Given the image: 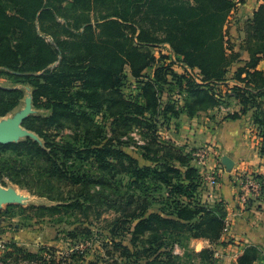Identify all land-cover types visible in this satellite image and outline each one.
<instances>
[{
  "label": "rangeland",
  "instance_id": "obj_1",
  "mask_svg": "<svg viewBox=\"0 0 264 264\" xmlns=\"http://www.w3.org/2000/svg\"><path fill=\"white\" fill-rule=\"evenodd\" d=\"M184 1L191 4L195 3V0ZM233 1L235 8L230 13L225 26V47L228 54H236L238 58L230 67L227 79L215 83H206L200 70L192 69L176 56L166 42L165 26L159 29H157L158 25L161 26L162 24L157 25L156 23L154 27L151 26V21L156 16L147 11L144 4H136L134 0H87L86 3H81L78 0H42L46 8L53 10L58 7L60 11L56 12L52 18L40 21V10L36 18L28 22L34 28L26 22V26L23 28V36L21 35L22 31H20V38L18 39L12 35V32L20 27L21 23L12 19L17 18L14 11H5V17L0 18V61L5 58L11 60L10 51H15L11 44L15 46L20 43L24 46V42L29 41V33L32 32H36L46 44H50L59 50L57 39L64 42V49H62L65 60L61 63L62 56L58 55V59L54 63L38 72L28 71L30 66H25L24 71L19 73L0 66V111L4 112L17 100L15 99L17 95L12 93V90H19L23 93V98L17 106L6 115L0 116V143L20 142L27 138L43 143L35 132L26 128L28 124H36L35 121L31 120L33 116L44 118L50 116L52 112L43 106V99H40L37 105L34 104V90L36 88V98H38L40 93H38L36 85L45 82L40 76L54 73L57 68L64 64L66 77L62 78L61 82L65 81L69 98L72 99L73 97L72 100L75 101L74 111L76 113L70 118L61 119L64 127L60 128L58 134L60 133L66 140L74 137L76 145L83 150L81 155L83 158L88 154L86 151L88 146H108L112 150L113 155L107 159L112 163L111 166L95 164L93 167L90 163V157L86 161L80 160L77 166H82V170L86 172L91 170L95 174L94 181L88 186L92 192L103 193L105 197L108 196L111 202H122L123 205H116V208L103 211L102 217L97 219L92 226H88L79 223L75 215H68L64 209L41 217L32 207L44 205L55 207L58 203L34 195L26 188L16 184L8 182L3 185L0 183V210L3 211L0 213V249L3 248V244L16 243L32 253H40L48 259L56 258L60 264H71L72 259L70 257L74 254L97 264H124L127 260L122 255L121 247L118 246L119 243H122L132 251L140 249L147 252L141 258V264H237L239 258H237L236 252L228 253L224 249L217 250L215 244L210 243L208 246L207 243H201L194 239L189 240L185 234H176L180 236L176 238L168 237L169 231H161L155 223H150L149 226L136 233L135 226L138 220L148 219L150 215L155 213L167 217L166 212L170 208L166 204L168 189L166 186H161L154 174L146 176L143 181H135L130 171L133 168L146 166L154 170L158 168L156 159L161 155L158 152L159 147L162 146L160 143L170 141L181 148L179 153L172 152L173 156H180L181 161L172 158L168 162L179 168L182 174L184 173V165L189 164L196 168L201 177L204 178L206 171L203 169V163L205 160L197 156V153L201 149L210 150V145L195 140L196 136L186 138L182 135L181 123L175 121L180 116L178 118L172 116L165 118L157 112L148 114L146 122L141 121L146 124L143 127L141 122L136 120L128 124L123 122V124H112L114 116L123 111V103L119 104L120 106L117 108L112 107L111 99L114 100V94L110 89V81L102 77H95L94 80H90L93 73L87 71L88 65L85 64V60H82L88 52L86 37L91 36L95 41L104 38L101 35L99 25L110 19L119 20L128 26L135 27L137 31L134 34L129 31L126 32L130 40L127 44L121 43L116 53L123 56L128 50L134 48L149 53L151 66L144 73V78L152 77L155 69L162 66H167L177 76L185 78L184 82L181 81V83L172 80L171 76L167 78L164 96L161 97L163 102L161 106L167 103L172 110L176 111L177 106L180 108L184 103L194 101L186 91V85L189 83L195 85L194 87L197 88L195 90L202 86H205L204 90L213 88L215 90L213 93L217 94L218 100L223 102L222 105L232 111L236 105L235 98L231 97L233 94L231 92L232 87L241 85L234 79L235 72L250 60V53L244 49V42L246 27L253 18L240 25L242 18L238 16L237 9L244 4V0ZM27 8H30V4H27ZM121 15L126 16L127 21L122 20ZM146 17L148 23L144 20ZM89 25L93 26L94 35L90 33V30L85 29ZM146 25L147 28H152L150 33L158 39V43L145 45L137 40L139 31ZM84 31L85 34L82 35ZM6 40L7 44H10V49L5 45ZM238 42L239 45H237ZM105 48L110 50V47ZM243 52L248 54L246 60H242ZM42 54L48 56L50 53L45 49ZM37 59H34L35 62ZM263 59L264 57H262ZM234 68L236 69L235 72L233 71ZM232 72H234L232 77H229ZM119 76L121 84L116 88L117 91L119 89V92H122L124 96L129 99L133 96L132 99L135 100L141 82L133 78L128 65H124ZM53 80H57V78ZM140 81L144 80L141 79ZM227 81L229 82L227 83ZM77 92L80 94L77 95ZM87 98L92 100V103H87ZM227 112L223 111L222 116ZM199 116L211 117L209 113L208 115L201 113ZM255 129L258 131L257 128ZM126 132L129 134L124 135ZM251 132L253 133V131ZM156 136L157 141L150 139ZM258 136L260 137V151L263 141L259 133ZM119 151L124 152L127 156L122 157L118 153ZM117 153L120 156H117ZM212 172H214L212 174L217 173L215 169ZM243 174H239L238 197L242 199L243 195L246 194L248 199L250 188L245 186L242 177L247 175L243 176ZM55 184L61 186L65 192L76 187L71 184L68 185L67 181L58 179H55ZM79 187L82 189L81 192H85V187ZM203 189L202 184L197 193L201 202H204ZM260 193L263 194L262 191ZM9 205L14 207L8 208ZM125 206L126 208L122 209ZM124 216H127L126 220L128 221H124L127 222L126 224L119 222L124 220ZM84 227L90 228V232L86 235L83 233ZM69 233L75 236H70ZM132 241H136L137 247L133 245ZM205 249L212 251V255L202 254L201 252ZM262 256L264 258L263 252ZM170 257L172 261L168 260ZM263 261L264 259L259 264H264ZM82 264H87V262L83 261Z\"/></svg>",
  "mask_w": 264,
  "mask_h": 264
},
{
  "label": "trees",
  "instance_id": "obj_2",
  "mask_svg": "<svg viewBox=\"0 0 264 264\" xmlns=\"http://www.w3.org/2000/svg\"><path fill=\"white\" fill-rule=\"evenodd\" d=\"M78 1L86 3L87 0ZM134 3L144 4L145 9L156 16L151 21V26L154 27L156 23L157 25L162 24L158 25L157 29L165 26L166 42L173 52L189 67L200 70L206 83L223 82L227 79L230 67L238 58L236 54H228L225 47V26L230 13L235 8L233 0H195L194 4L184 0H134ZM27 4H30V8H27ZM6 10L14 11L17 18L12 19L21 23L20 27L12 32V35L17 39L20 38V31L23 36L26 22L34 20L40 10V21L52 18L56 12L60 11L58 7L53 10L46 8L42 0H0V18L5 17ZM120 18L127 21L126 16L121 15ZM144 20L146 23L149 22L147 17ZM29 25L34 28L32 24ZM99 28L104 38H99L100 40L97 42L91 36H87L85 42H87L88 52L82 60H85V64L88 65L87 71H92L94 74L91 77L87 76L90 77V80L102 77L110 81V89L114 94V100L111 99L112 107L117 108L120 106L119 104L123 103V111L114 116L112 124H128L133 120L139 123L146 122L148 114L157 112L165 118L167 116L178 118L181 114L194 117L201 111H208L223 104L218 100L217 94L213 93V88L209 87L210 89L204 90L205 86H202L195 90L197 89L194 87L195 85L188 83L186 91L194 101L186 102L180 108L177 106L176 111L172 110L167 103L161 106L163 104L161 97L164 96L167 78L171 76L172 80L180 83L184 82L185 78L177 76L167 66L158 67L152 77L144 78V73L151 66L149 53L141 52L135 48L128 50L123 56L116 53L121 43L127 44L130 40L126 32L134 34L137 29L116 19L105 21L99 25ZM85 29L90 30L93 35L95 34L92 25L86 26ZM151 30L152 28H147L146 25L139 31L137 40L145 45L158 43V39L150 33ZM85 31L82 35L85 34ZM28 37L29 41L24 42V46L20 43L15 46L11 44L12 48H15V51H10L12 59L1 60L0 66L18 73L24 71L25 66H30L28 71L38 72L54 63L58 59V55L62 56L60 62H64V42L57 39L59 50L46 44L36 32L29 33ZM5 45L10 49L7 40ZM105 47H110V50ZM45 49L50 53L48 56L42 54ZM244 49L250 53V60L235 72L234 79L241 85L234 86L231 90L233 92L231 96L237 100L241 109L240 112L229 114L227 118L236 120L251 112V121L262 137L260 154L264 158V70L258 69L262 57H264V5H261L254 13L252 21L246 27ZM34 59H37L36 62ZM63 65L57 68L54 73L40 76L45 82L36 85L38 93H40L38 98H36V88L34 90V104L37 105V102L43 99V106L52 112L50 116L44 118L33 116L31 120L36 124H28L26 128L35 132L43 143L32 138L20 142L0 143V183L3 185L8 182L16 184L26 188L34 195L58 203L55 207L46 205L32 207L41 217L64 209L68 215H75L79 223L92 226L97 219L102 217L103 211L116 208V205L121 206L123 203L111 202L108 196L106 198L103 193L92 192L88 186L94 181L95 174L91 170L86 172L82 170V166H77L80 160L86 161L89 157L93 167L95 164L111 166L112 163L107 159L113 155L112 150L108 146H88L86 149L88 154L83 158L81 156L83 150L76 145L74 137L66 140L60 133L58 134L60 128L64 127L61 119L70 118L76 113L74 111L75 101L72 100L73 97L69 98L65 81L61 82V79L66 77ZM124 65H128L133 78L141 82L135 100L132 99L133 96L129 99L119 92V89L118 91L116 89L121 84L119 74ZM54 78L57 80H53ZM141 79L144 81H140ZM42 90L44 92H41ZM11 92L17 95L15 98L17 100L4 112L0 111V116H4L14 109L23 98V93L19 90ZM79 94L77 92V95ZM86 101L92 103V100L88 98ZM143 125L146 124L141 122L142 127ZM127 134L129 132L124 135ZM126 139H128L127 136ZM150 139L157 141L158 138L156 136ZM160 144L162 146L159 147L158 152L161 153L159 156L161 158L156 159L159 169L155 168L154 170L147 166L137 167L133 168L130 173L135 181H143L146 176L154 174L161 186H166L168 189L167 198H165L170 210H165L167 217L155 213L148 219L138 220L135 226L136 233L149 226L150 223H155L161 231H169L168 237L176 238L180 237L176 234H185L189 240L205 239L211 244H217L226 228L225 203L223 201L201 202L197 197L198 189L203 184V178L199 172L191 165L185 164L182 174L179 168L168 162L172 158L181 161L180 156L172 155V152L179 153L181 148L170 141ZM118 153L122 157L127 156L122 151ZM118 153L116 155L120 156ZM257 177L262 180L260 176ZM55 179L67 181L68 185L76 187L65 192L61 186L55 184ZM79 186L85 187V192H81L82 189ZM262 192H264L263 180ZM11 207L14 206H8V208ZM125 208L126 206L122 209ZM2 212L0 210V213ZM126 217L124 216V220L118 221L126 224L127 222H124L128 221ZM89 232V227L83 228L84 235ZM69 235L75 236L72 233ZM132 243L137 247L136 241H132ZM118 246L121 247L122 255L127 260L124 264H141V258L147 253L140 249L132 251L122 243H119ZM201 253L212 255V251L209 249H205ZM70 258L72 259L71 264H79L80 261L97 264L91 260H84L85 258H80L76 254ZM263 259L262 252L257 247L251 246L245 249L237 264H257ZM168 260L172 261V258L170 257ZM0 264H60V262H57L56 258L48 259L40 253L27 251L16 243H7L3 244V248L0 249Z\"/></svg>",
  "mask_w": 264,
  "mask_h": 264
},
{
  "label": "crops",
  "instance_id": "obj_3",
  "mask_svg": "<svg viewBox=\"0 0 264 264\" xmlns=\"http://www.w3.org/2000/svg\"><path fill=\"white\" fill-rule=\"evenodd\" d=\"M243 3L237 9L238 16L242 18L240 25L253 17L259 7L264 5V0H244ZM247 58L248 54L243 52L242 60ZM258 69L264 70V59ZM235 70L234 68L233 71ZM234 72L230 73L229 77H232ZM235 101V109L232 111L219 105L208 111H201L194 117L181 114L174 120L181 123L180 130L186 138L196 136L195 140L210 145V152L203 163V169L206 171L203 178V199L211 203L223 201L227 212L226 230L214 246L217 250L236 252L239 258L245 249L251 246L257 247L264 254V192L256 197L250 196L247 203L238 197L239 174L260 176L264 183V158L259 151V132L251 122V112L236 120L227 118L229 114L240 112L241 106L236 99ZM223 111L228 112L222 116ZM201 113L205 115L209 113L211 117L199 116ZM225 156L233 161L231 167L224 164ZM214 169L219 179L215 190L206 179V175L214 173L212 172ZM194 240L210 245L205 239Z\"/></svg>",
  "mask_w": 264,
  "mask_h": 264
},
{
  "label": "built area",
  "instance_id": "obj_4",
  "mask_svg": "<svg viewBox=\"0 0 264 264\" xmlns=\"http://www.w3.org/2000/svg\"><path fill=\"white\" fill-rule=\"evenodd\" d=\"M208 153H209V150L207 151L205 149H201L197 153V156H199L200 158L202 157V158H204L203 160H205ZM203 160H201V161H203ZM244 175H247L245 177H242L244 179V184L247 188H250V195H248V199L250 196H253V197L259 196L261 194L260 192L262 191V180H260L259 178H257V176H255L253 174L251 175V174L244 173L243 176ZM206 179H207V183L211 186V188L215 190L216 187L218 186V182H219L218 176L216 174L210 173V174L206 175ZM259 190H260V192H259ZM252 194H254V195H252ZM248 199H247V195L244 194L242 200L244 202H246ZM206 202L211 203L209 200H207Z\"/></svg>",
  "mask_w": 264,
  "mask_h": 264
},
{
  "label": "water",
  "instance_id": "obj_5",
  "mask_svg": "<svg viewBox=\"0 0 264 264\" xmlns=\"http://www.w3.org/2000/svg\"><path fill=\"white\" fill-rule=\"evenodd\" d=\"M3 143H5V142H3ZM6 143H8V142H6ZM223 162H224V164H226V166H228V167H231V166L233 165V161H232L229 157H227V156H225V157L223 158Z\"/></svg>",
  "mask_w": 264,
  "mask_h": 264
}]
</instances>
